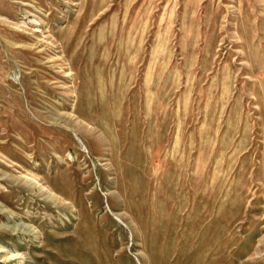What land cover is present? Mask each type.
Instances as JSON below:
<instances>
[{"label":"rangeland","instance_id":"obj_1","mask_svg":"<svg viewBox=\"0 0 264 264\" xmlns=\"http://www.w3.org/2000/svg\"><path fill=\"white\" fill-rule=\"evenodd\" d=\"M0 264H264V0H0Z\"/></svg>","mask_w":264,"mask_h":264}]
</instances>
